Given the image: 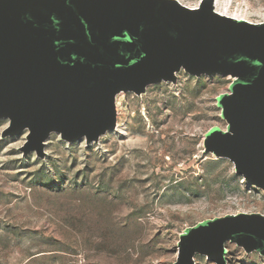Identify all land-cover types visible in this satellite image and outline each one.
<instances>
[{"label":"rangeland","instance_id":"374dc122","mask_svg":"<svg viewBox=\"0 0 264 264\" xmlns=\"http://www.w3.org/2000/svg\"><path fill=\"white\" fill-rule=\"evenodd\" d=\"M229 1L248 21H264V0ZM231 82L181 69L141 94L122 91L113 129L89 144L51 133L42 157L22 151L26 131L2 136L1 118L0 264H174L187 227L264 215V191L204 151L206 131L226 127L216 98ZM224 247L226 264H264L257 251ZM194 263L216 264L203 254Z\"/></svg>","mask_w":264,"mask_h":264},{"label":"water","instance_id":"95a60500","mask_svg":"<svg viewBox=\"0 0 264 264\" xmlns=\"http://www.w3.org/2000/svg\"><path fill=\"white\" fill-rule=\"evenodd\" d=\"M181 69L232 77L216 98L226 127L206 131L204 151L264 191V21L222 15L213 0H0L2 136L26 131L24 154L42 157L52 132L97 141L115 127L117 94L175 81ZM227 241L264 257V215L187 227L174 264H195V254L226 264Z\"/></svg>","mask_w":264,"mask_h":264},{"label":"bare ground","instance_id":"6f19581e","mask_svg":"<svg viewBox=\"0 0 264 264\" xmlns=\"http://www.w3.org/2000/svg\"><path fill=\"white\" fill-rule=\"evenodd\" d=\"M213 3H214V9L218 13L225 15V16L233 17L236 19L247 20V18L245 17L246 15H243L238 10L231 9V6H232L231 1H229V0H213ZM52 133H56V132H52ZM57 134H59V133H57ZM80 140H82V139H80Z\"/></svg>","mask_w":264,"mask_h":264}]
</instances>
